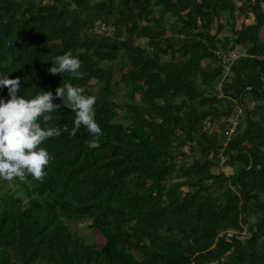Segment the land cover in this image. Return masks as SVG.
Returning a JSON list of instances; mask_svg holds the SVG:
<instances>
[{"label":"trees","instance_id":"trees-1","mask_svg":"<svg viewBox=\"0 0 264 264\" xmlns=\"http://www.w3.org/2000/svg\"><path fill=\"white\" fill-rule=\"evenodd\" d=\"M236 14L254 23L236 29ZM93 23L104 30L86 32ZM263 27L264 0H0V75L20 77L28 99L83 86L103 130L97 147L83 125L70 135L76 113L56 98L61 135L42 144L46 176L0 178V264H264ZM236 46L243 54L223 62ZM69 51L82 79L49 71ZM120 54L131 88L115 122ZM237 114L245 127L227 140ZM224 157L234 172L215 179ZM83 220L100 247L73 227Z\"/></svg>","mask_w":264,"mask_h":264},{"label":"clouds","instance_id":"clouds-1","mask_svg":"<svg viewBox=\"0 0 264 264\" xmlns=\"http://www.w3.org/2000/svg\"><path fill=\"white\" fill-rule=\"evenodd\" d=\"M54 59L50 73H70L76 79L83 78L84 73L80 71L82 62L78 56L69 51ZM21 86L20 77L0 75V88L8 90L7 98L0 97V178H18L27 182L29 176L35 180L46 176V166L53 157L42 144L50 137L61 135L57 119L53 117V113L61 108V104L54 102L56 98L66 96L63 106L76 113L70 135H75L83 125L91 134L86 141L89 146L99 145L103 130L96 119L94 106L98 98L95 95L85 94L83 86L68 81L57 87L54 93L51 90L40 91L28 99L20 94Z\"/></svg>","mask_w":264,"mask_h":264},{"label":"rangeland","instance_id":"rangeland-1","mask_svg":"<svg viewBox=\"0 0 264 264\" xmlns=\"http://www.w3.org/2000/svg\"><path fill=\"white\" fill-rule=\"evenodd\" d=\"M47 1V0H45ZM91 3V6L95 5V2L99 1V0H89ZM156 0H153V2H155ZM198 1V0H197ZM235 23V27L236 29H240L243 25H252L254 23L253 21V17L251 14H249L248 18L245 20L243 18V16L241 14H236V19L234 21ZM96 24H92L91 27L87 26L86 28V32L88 33H96L98 32V29L96 28ZM169 32H166V35H168ZM210 34H214V29H212V31L210 32ZM230 33L228 30L223 31L221 34H219V39H222L225 36H229ZM259 37L262 41H264V27L262 28ZM144 39H141L139 41H137V43L140 44H144ZM240 48L238 46H236L234 48L233 53L235 55L238 54H243V50H240ZM238 53V54H237ZM168 59V58H167ZM180 57H175L174 60L177 61L179 60ZM104 64V63H103ZM114 67V76L116 79V83L112 86V93H113V107L115 108L118 116L117 118L114 120L115 122H121L123 120L126 119V115L123 112L122 109V105L123 103H125L127 100V98L125 97V95L129 92L130 87V81L128 82H122L120 80V77L123 73H126L129 69V64L127 62V57L126 55H119L118 58L115 61V64H113ZM106 83V78L102 77L99 79H91L90 80V84H89V91L91 94H96L99 90L102 89V87L105 86ZM142 85H145V83H143ZM219 84L216 86V89H219ZM218 91V90H216ZM137 100L139 98V95L137 94L135 97ZM182 101V98L178 97L176 99H174V103L175 104H179ZM229 123L231 124V128L229 130V133L227 134V140L231 139L233 136L239 134L242 132L243 128L245 127V123L243 121L242 118H240L237 114V116L235 115L234 117H231L228 119ZM204 129H206L207 131H217L219 132L218 129V124H214V125H210L208 122L204 123ZM222 148L225 147V143L226 141L224 140H220ZM186 152H189L187 148H185ZM193 156L198 157L199 159H203L201 156L198 155L197 151H193L192 153ZM191 155V156H192ZM226 158H221V165L217 168V169H213L214 174L217 176L216 178L222 179L224 177H230L233 174V169L226 166L224 164ZM6 180V179H5ZM213 181H209L207 182V184H211ZM9 184H12L11 180H8ZM188 189L186 187L181 188L182 193H185ZM262 198H264L262 196ZM213 208L215 211H217V203H214ZM86 224H88L87 220H83V223H72L73 227H75L78 231L82 232L84 236H86L87 238V242L88 243H92V244H96L98 247L101 246L102 244V239L99 235V233L95 230H91L90 228H88V226H86Z\"/></svg>","mask_w":264,"mask_h":264},{"label":"built area","instance_id":"built-area-1","mask_svg":"<svg viewBox=\"0 0 264 264\" xmlns=\"http://www.w3.org/2000/svg\"><path fill=\"white\" fill-rule=\"evenodd\" d=\"M96 28L98 29V32H102L104 30V27L101 26V24L99 25L98 23H97ZM237 57H238V55H235L233 53V51L231 53L221 54V58H222L223 62H226V63H230V62L234 61Z\"/></svg>","mask_w":264,"mask_h":264},{"label":"water","instance_id":"water-1","mask_svg":"<svg viewBox=\"0 0 264 264\" xmlns=\"http://www.w3.org/2000/svg\"><path fill=\"white\" fill-rule=\"evenodd\" d=\"M244 204H245V201H244ZM243 212H244V206H243ZM220 260V258L219 259H215V260H213L211 263H215V262H218Z\"/></svg>","mask_w":264,"mask_h":264}]
</instances>
